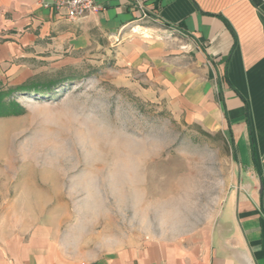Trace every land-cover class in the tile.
<instances>
[{
    "label": "rangeland",
    "instance_id": "374dc122",
    "mask_svg": "<svg viewBox=\"0 0 264 264\" xmlns=\"http://www.w3.org/2000/svg\"><path fill=\"white\" fill-rule=\"evenodd\" d=\"M93 33L84 48L50 41L23 83H0V233L46 222L75 252L197 235L237 178L228 142L173 103L152 58ZM171 46L188 66L193 49Z\"/></svg>",
    "mask_w": 264,
    "mask_h": 264
},
{
    "label": "crops",
    "instance_id": "0c3cea01",
    "mask_svg": "<svg viewBox=\"0 0 264 264\" xmlns=\"http://www.w3.org/2000/svg\"><path fill=\"white\" fill-rule=\"evenodd\" d=\"M52 1L0 0V83H23L50 41L84 48L108 31L130 61L159 64L173 103L228 142L237 178L195 236L77 242L75 252L40 222L0 233V264H264V0H95L101 10L77 20ZM178 42L193 49L185 68L170 48Z\"/></svg>",
    "mask_w": 264,
    "mask_h": 264
},
{
    "label": "built area",
    "instance_id": "2783aa9c",
    "mask_svg": "<svg viewBox=\"0 0 264 264\" xmlns=\"http://www.w3.org/2000/svg\"><path fill=\"white\" fill-rule=\"evenodd\" d=\"M52 5L60 10H67L69 20H77L88 13H97L101 6L95 0H53Z\"/></svg>",
    "mask_w": 264,
    "mask_h": 264
},
{
    "label": "bare ground",
    "instance_id": "6f19581e",
    "mask_svg": "<svg viewBox=\"0 0 264 264\" xmlns=\"http://www.w3.org/2000/svg\"><path fill=\"white\" fill-rule=\"evenodd\" d=\"M137 27H139V26H137ZM137 27H136V28H137Z\"/></svg>",
    "mask_w": 264,
    "mask_h": 264
}]
</instances>
